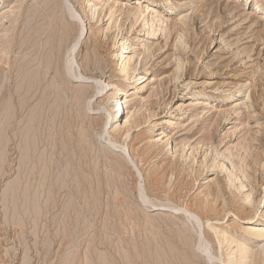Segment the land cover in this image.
Instances as JSON below:
<instances>
[{
  "label": "rangeland",
  "instance_id": "obj_1",
  "mask_svg": "<svg viewBox=\"0 0 264 264\" xmlns=\"http://www.w3.org/2000/svg\"><path fill=\"white\" fill-rule=\"evenodd\" d=\"M263 216L264 0H0V264H264Z\"/></svg>",
  "mask_w": 264,
  "mask_h": 264
},
{
  "label": "bare ground",
  "instance_id": "obj_2",
  "mask_svg": "<svg viewBox=\"0 0 264 264\" xmlns=\"http://www.w3.org/2000/svg\"><path fill=\"white\" fill-rule=\"evenodd\" d=\"M89 3V2H88ZM97 5V4H96ZM96 5H93L92 7L93 8H95L96 7ZM99 5V4H98ZM97 5V6H98ZM96 9V8H95ZM95 9L92 11V13L94 14V13H96L95 12ZM143 9V8H142ZM117 11V10H116ZM99 12V11H98ZM103 12V11H102ZM116 12L115 11H111L110 13H109V15L111 16V18L113 17V15L115 14ZM144 13V12H143ZM259 13H260V10L258 9V8H256L254 11H253V15H259ZM141 15H142V13H140ZM153 15H156V12H153L152 13ZM153 17V16H152ZM155 18H160V17H158V16H154V19ZM110 19V18H109ZM137 19V18H136ZM135 19V20H136ZM146 19V18H145ZM145 19H144V21H145ZM97 20H98V18H97ZM138 21V20H137ZM155 21V20H154ZM158 21H159V19H158ZM136 22V21H135ZM151 22V21H150ZM148 24H149V21H148ZM159 24V23H158ZM110 25V24H109ZM146 26H148V25H146ZM152 27V26H151ZM150 27V28H151ZM160 27V26H159ZM149 32H151L152 33V29H151V31H149ZM148 32V33H149ZM150 34V33H149ZM148 34V35H149ZM127 41H122V43H121V50L119 51V52H117L116 53V58L117 59H119V60H122V59H127V57H125V55L127 54V49L128 48H130V47H127ZM124 61V60H123ZM130 67V66H129ZM137 76V75H136ZM140 79H142V77H139L137 80H140ZM130 80V79H129ZM127 82V81H126ZM129 85H131V84H133V82L132 83H128ZM108 91H112V97H111V113H110V115H111V121H116L117 120V117H118V111L120 112V114H122L121 115V117L124 115V110H125V99H127L129 96H130V87L128 88L127 87V89H118L117 87H113V86H109L108 87ZM236 95V94H235ZM109 117V116H108ZM167 122H169V121H164V124H166ZM128 124L129 122H128V117H126V120H125V122H124V124ZM108 125V124H107ZM121 126V125H120ZM129 126V125H128ZM128 132V131H127ZM127 135V134H126ZM199 145V144H198ZM223 158H225V157H223ZM256 161V160H255ZM235 167H234V165H233V168L232 169H234ZM228 170V169H227ZM227 172V171H226ZM240 193V192H239ZM249 195V194H248ZM249 197V196H248ZM249 199V198H248ZM262 200V199H261ZM250 203V202H249ZM255 208V207H254ZM257 213V212H256ZM262 216V215H261ZM264 217V216H263ZM262 219V218H261ZM248 221V220H247ZM212 228V227H211ZM219 232V231H218ZM249 232V231H248ZM247 232V233H248ZM182 233V232H181ZM249 234V233H248ZM184 235V234H183ZM250 236H252L253 238H254V240L255 241H258V240H260L261 238H264V221H260L259 223H257V224H255L252 228H251V231H250V234H249ZM163 237V236H162ZM182 237V236H181ZM188 237V236H187ZM188 239V238H187ZM231 239V238H230ZM177 240V239H176ZM253 240V241H254ZM252 241V242H253ZM170 242V241H169ZM188 243H190L189 241H187ZM221 242V244H222V241H220ZM260 242V241H259ZM163 244V243H162ZM173 244V243H172ZM178 244V243H177ZM220 244V245H221ZM256 245V244H255ZM263 245V244H262ZM170 246V245H169ZM240 246V245H239ZM259 246V245H258ZM264 246V245H263ZM263 246H261L262 247V250H263ZM163 247V246H162ZM172 248H173V246H172ZM177 248V247H176ZM240 248H241V246H240ZM162 249V248H161ZM179 249V248H178ZM242 249H243V247H242ZM261 249V248H260ZM259 249V250H260ZM167 250V249H166ZM250 250H252V249H250ZM250 250H248V249H246V247L244 248V250H242L241 251V254H240V260H243V259H247V258H250L251 257V252H250ZM168 251V250H167ZM174 251V250H173ZM178 251V250H177ZM181 251V250H180ZM179 251V252H180ZM183 251V250H182ZM186 251V250H185ZM203 251V250H202ZM172 252V251H171ZM175 252V251H174ZM261 252V251H260ZM163 253H165V251L163 252ZM183 253V252H182ZM171 255V254H170ZM206 255V254H205ZM173 256V255H172ZM177 256V255H176ZM186 256H189V255H186ZM196 256V255H195ZM200 256V255H199ZM263 256V255H262ZM167 257V256H166ZM165 257V258H166ZM175 257V256H174ZM231 257V256H230ZM188 258H190V257H188ZM238 258V257H237ZM236 258V259H237ZM260 258H261V256H260ZM187 259V258H186ZM168 259H166V261H167ZM171 260H173L172 258H171ZM188 260V259H187ZM190 260V259H189ZM245 260H243V261H245ZM177 261V260H176ZM185 261V260H184ZM191 261H192V259H191ZM231 261V260H230ZM229 261V262H230ZM237 262H238V260H236ZM260 261V260H259ZM263 261H264V258H263ZM188 262V261H187ZM232 262H234V260L232 259ZM163 264H164V262H162ZM169 263V262H168ZM167 263V264H168ZM175 263V262H174ZM192 263H194V262H192ZM242 264H244L243 262H241ZM172 264V263H171ZM195 264V263H194ZM197 264V263H196ZM226 264V263H225Z\"/></svg>",
  "mask_w": 264,
  "mask_h": 264
}]
</instances>
